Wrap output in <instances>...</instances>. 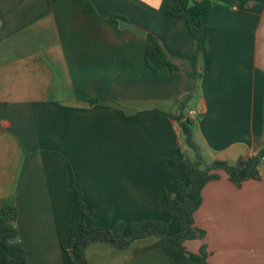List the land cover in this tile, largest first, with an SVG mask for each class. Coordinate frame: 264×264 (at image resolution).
I'll return each mask as SVG.
<instances>
[{
	"label": "crops",
	"instance_id": "obj_1",
	"mask_svg": "<svg viewBox=\"0 0 264 264\" xmlns=\"http://www.w3.org/2000/svg\"><path fill=\"white\" fill-rule=\"evenodd\" d=\"M212 1L199 88L184 115L198 113L195 141L208 165H235L264 148V0ZM148 35L179 70L161 76L148 67ZM194 47L187 21L168 15L165 0H0V209H18L27 264H73L65 248L74 244L77 191L88 227L118 239L131 224L165 220V190L178 196L188 183L171 159L190 152L175 118L194 92L184 62ZM218 173L195 214L206 235L187 250L205 248L208 264H264V163L241 187ZM180 230L175 220L169 236ZM158 241L125 250L96 243L86 258L173 264Z\"/></svg>",
	"mask_w": 264,
	"mask_h": 264
},
{
	"label": "trees",
	"instance_id": "obj_2",
	"mask_svg": "<svg viewBox=\"0 0 264 264\" xmlns=\"http://www.w3.org/2000/svg\"><path fill=\"white\" fill-rule=\"evenodd\" d=\"M166 13L175 18L185 19L190 33L195 41L194 49L187 55L184 62L189 65L194 92L180 104L181 114L176 121L185 134L186 145L194 152V159L174 157L171 162L181 167L187 177V184L178 185V196L172 191L165 190L164 221L145 220L129 226V236L118 239L111 230L93 228L87 225L86 205L80 191H77L78 214L76 222L71 226L74 244L65 250L72 258L73 264H88L86 251L96 243H103L114 248L128 249L135 241L148 237L159 239L157 246L164 249L173 264H208V253L203 248L199 253L187 250L186 242L203 239L204 230L195 226V214L202 205L204 187L217 179L218 172L225 171L230 181L241 187L249 180L260 178V168L264 163V148L256 155L241 158L235 165L223 161H214L210 165L202 154L201 148L195 141V119L184 115L187 105L199 88V67L201 65L202 41L204 37L203 16L209 12L214 2L212 0H165ZM112 20H124L121 16L113 15ZM145 53L148 67L161 76H168L181 68L175 59L165 51L160 41L152 35ZM95 104L94 101H89ZM205 167V168H203ZM18 209L14 205H5L0 209V264H27V253L19 236L17 226ZM175 220L181 221V230L175 236H169L170 224Z\"/></svg>",
	"mask_w": 264,
	"mask_h": 264
},
{
	"label": "water",
	"instance_id": "obj_3",
	"mask_svg": "<svg viewBox=\"0 0 264 264\" xmlns=\"http://www.w3.org/2000/svg\"><path fill=\"white\" fill-rule=\"evenodd\" d=\"M121 27L123 29H126L127 28V29L134 30V31H136L137 33H139L142 36H145L146 35L145 32L141 31L140 29L136 28L134 25H132L131 23H129L128 21H125V20L121 21ZM199 77H201V71H200V69H199Z\"/></svg>",
	"mask_w": 264,
	"mask_h": 264
},
{
	"label": "rangeland",
	"instance_id": "obj_4",
	"mask_svg": "<svg viewBox=\"0 0 264 264\" xmlns=\"http://www.w3.org/2000/svg\"><path fill=\"white\" fill-rule=\"evenodd\" d=\"M194 152L190 149V152H189V154L187 155V158H189V159H194L195 157H194V154H193ZM203 168H205V167H203Z\"/></svg>",
	"mask_w": 264,
	"mask_h": 264
},
{
	"label": "built area",
	"instance_id": "obj_5",
	"mask_svg": "<svg viewBox=\"0 0 264 264\" xmlns=\"http://www.w3.org/2000/svg\"><path fill=\"white\" fill-rule=\"evenodd\" d=\"M236 9V8H235ZM197 112H191L190 114H189V117L191 118V119H195L196 117H197Z\"/></svg>",
	"mask_w": 264,
	"mask_h": 264
}]
</instances>
